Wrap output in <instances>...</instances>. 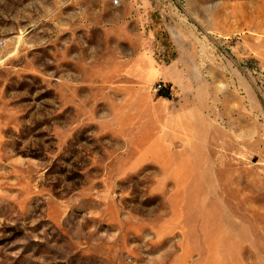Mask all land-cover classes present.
Listing matches in <instances>:
<instances>
[{
    "label": "rangeland",
    "instance_id": "rangeland-1",
    "mask_svg": "<svg viewBox=\"0 0 264 264\" xmlns=\"http://www.w3.org/2000/svg\"><path fill=\"white\" fill-rule=\"evenodd\" d=\"M114 1L0 0V264H264V0ZM230 64L252 126L172 146Z\"/></svg>",
    "mask_w": 264,
    "mask_h": 264
},
{
    "label": "crops",
    "instance_id": "crops-1",
    "mask_svg": "<svg viewBox=\"0 0 264 264\" xmlns=\"http://www.w3.org/2000/svg\"><path fill=\"white\" fill-rule=\"evenodd\" d=\"M122 5L127 6L133 2V6L142 15L146 7L143 0H119ZM210 61V59H206ZM216 66V59H211ZM233 64L229 65L230 76L221 73V76L213 79L212 82L203 81L199 86V96L194 100L184 101V105L173 113L171 133L172 146H218L222 142V136L236 133L232 127L235 115L240 113V117L252 126L254 111H261L262 102L255 97L254 90L250 82ZM181 64L179 61L173 63L171 70L177 72L173 75L174 82H168L171 89L177 83L183 89H190L192 85L186 78L183 70L179 72ZM222 70V69H221ZM220 73L219 70H210V73ZM238 91L245 92V97L238 98ZM224 123V124H223ZM249 132L243 131L246 138ZM252 134V131H250ZM161 144V143H160ZM166 140V146H170Z\"/></svg>",
    "mask_w": 264,
    "mask_h": 264
},
{
    "label": "trees",
    "instance_id": "trees-1",
    "mask_svg": "<svg viewBox=\"0 0 264 264\" xmlns=\"http://www.w3.org/2000/svg\"><path fill=\"white\" fill-rule=\"evenodd\" d=\"M160 97L166 98V99H171L172 98V93H171V87L166 86L163 90L159 92Z\"/></svg>",
    "mask_w": 264,
    "mask_h": 264
},
{
    "label": "built area",
    "instance_id": "built-area-1",
    "mask_svg": "<svg viewBox=\"0 0 264 264\" xmlns=\"http://www.w3.org/2000/svg\"><path fill=\"white\" fill-rule=\"evenodd\" d=\"M114 4H119V0H115ZM167 85L164 83H159L157 86L154 87V92L159 94L161 90H163Z\"/></svg>",
    "mask_w": 264,
    "mask_h": 264
}]
</instances>
